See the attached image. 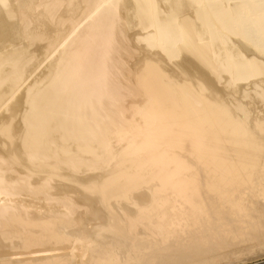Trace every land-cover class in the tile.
<instances>
[{
  "label": "bare ground",
  "instance_id": "1",
  "mask_svg": "<svg viewBox=\"0 0 264 264\" xmlns=\"http://www.w3.org/2000/svg\"><path fill=\"white\" fill-rule=\"evenodd\" d=\"M263 254L264 0H0V264Z\"/></svg>",
  "mask_w": 264,
  "mask_h": 264
},
{
  "label": "rangeland",
  "instance_id": "2",
  "mask_svg": "<svg viewBox=\"0 0 264 264\" xmlns=\"http://www.w3.org/2000/svg\"><path fill=\"white\" fill-rule=\"evenodd\" d=\"M84 75H85V76H84ZM81 76H82V77H81ZM81 76H80V77H81L82 79H84V78H85V80H86V79H87V80L89 79V77H88L86 74H83V75H81ZM80 77H79V81H78L80 84H81V83L84 84L85 82H87V80H86V81L84 80V81H85V82H84ZM86 77H87V78H86ZM79 83L76 84V86L80 85ZM80 86H81V85H80ZM80 86H78V87H80ZM78 87H75V88H78ZM73 89H74V88H73ZM73 89H72V91H75V90H76V89H74V90H73ZM76 101H78V100H73L72 102H76ZM120 123H123V122H120ZM78 132L81 133V130L78 131ZM82 132H83V131H82ZM49 133H50V132H48L47 134H49ZM253 261H254L255 263H254ZM257 262H259L258 264H262V263L264 264V254L261 255V257H258V258H254V259L247 260V261H244V262H243V261H242V262L240 261L239 264H253V263L256 264ZM261 262H262V263H261Z\"/></svg>",
  "mask_w": 264,
  "mask_h": 264
}]
</instances>
